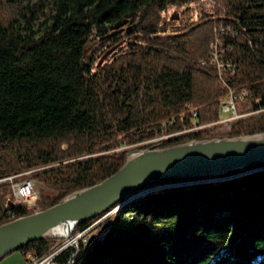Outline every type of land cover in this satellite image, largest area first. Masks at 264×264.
I'll return each instance as SVG.
<instances>
[{
    "label": "trees",
    "instance_id": "16d2710c",
    "mask_svg": "<svg viewBox=\"0 0 264 264\" xmlns=\"http://www.w3.org/2000/svg\"><path fill=\"white\" fill-rule=\"evenodd\" d=\"M201 2L213 4L212 16L163 35L176 23L170 5ZM21 3L13 18L9 7ZM124 23L126 32L109 37ZM128 35L129 46L99 70L83 64L89 41L108 36L109 46ZM231 99L242 117L229 136L264 133V0H0V225L103 182L131 151L203 140L200 129L219 124ZM30 172L40 188L35 207L15 203L3 183ZM220 177L227 181L214 182ZM220 177L141 188L112 209L125 205L130 214L114 234L56 263L264 264V164ZM173 184L181 186L135 196ZM58 241L13 254L30 264Z\"/></svg>",
    "mask_w": 264,
    "mask_h": 264
},
{
    "label": "water",
    "instance_id": "95a60500",
    "mask_svg": "<svg viewBox=\"0 0 264 264\" xmlns=\"http://www.w3.org/2000/svg\"><path fill=\"white\" fill-rule=\"evenodd\" d=\"M257 164H264V133L132 151L124 166L103 182L77 191L47 210L0 225V262L33 242L62 238L54 234L59 229L74 232L157 181L222 176ZM8 205L11 209L16 206L12 201Z\"/></svg>",
    "mask_w": 264,
    "mask_h": 264
},
{
    "label": "rangeland",
    "instance_id": "374dc122",
    "mask_svg": "<svg viewBox=\"0 0 264 264\" xmlns=\"http://www.w3.org/2000/svg\"><path fill=\"white\" fill-rule=\"evenodd\" d=\"M35 1H37V0H35ZM23 5H24V3L15 4V5L10 6L9 11H8L9 14L13 18L19 19L20 10H21ZM213 12H214V7H213V4L210 2H201L197 5L192 6V7H187V8H183V9H181L177 6H174V5H170V7H169V19L170 20L175 19L174 22H176V23L173 26H171V28L169 29V31L167 33H165L163 35L167 36V35H176V34L183 33L184 31L182 30V28L186 22L198 21L201 16H212ZM177 18H179V19H177ZM119 28L120 27L115 28V30H112L109 34V37L112 36L113 34H115V32H120V33L126 32L129 28V23H124L123 26L120 29ZM109 37L108 36H103V37L97 36L94 40L89 41L87 43V45L85 46L83 64L91 67V69L93 71H97L101 67H103L105 64H107L109 61H111V59L114 57L115 54L121 52L122 49L127 48L129 46V44L133 41V35H130V36L128 35V36H125L120 42L108 46V45H105L104 43L107 41V39ZM138 41H140V40H138ZM245 116L247 118V115H245ZM241 117L242 116H239L237 114L236 107L234 108L233 111H231V113H223V120L219 124L214 125L212 127H209L206 131L207 134H206V132L204 133V136L206 137L204 139L229 136V134L231 133V131H229V129H231L232 124H233L232 121H234L233 118L238 120ZM206 135H208V136H206ZM146 149H148V148H146ZM136 150H138V149H136ZM139 150H142V149H139ZM260 170H262V169H257V170H253V171H246L243 173L233 175L231 177L229 176V178H235L236 180H239L243 177H246V176L252 174L253 172H258ZM23 175H28V177H30V178L32 177L31 172L23 174ZM225 181H227V180L224 178L214 180V182H219V183H224ZM3 183L9 184L8 181H6V180ZM191 183H196V182H191ZM188 184H190V183H188ZM181 185L188 186L187 183H183ZM181 185L180 184H173V185H165V186L155 187V188L147 189L146 191L142 192L141 194H137L135 196H137V197L139 196L140 197L139 199H141L142 197H145V196L148 197L149 195H154V194H157L161 191H167V190H171L174 188H178ZM35 187H36V192H37V199L31 207L36 206V202L39 198L40 188L38 185H35ZM18 204H21V203H18ZM23 204L27 205L26 203H23ZM124 208H125V205L120 206V207L112 210L102 220H100L94 224V225H96L94 227V229H96V227H98V229H99V231H98L99 234L97 235L95 241L101 240L105 237L103 235V231L106 228L107 229L105 230V232L108 230L107 233L113 232V234H114V232H115L114 228H116L118 225H121L119 223L120 217H122V218H128L129 217L130 214L127 213ZM107 219L109 220L108 222H106ZM103 222H104V224H103ZM100 229H103V230H100ZM77 237H78V231L75 230L67 238L62 237L60 239H55V240H59V241L55 244L51 254H54L55 252L63 250L65 247L66 248L64 249L65 251H63V253L66 252L67 250L78 251L79 249H73L74 244H72L70 241L71 239H72V241L73 240L75 241V239ZM87 237H89V236H87L85 234L83 238H87ZM55 261H56V259H55Z\"/></svg>",
    "mask_w": 264,
    "mask_h": 264
},
{
    "label": "built area",
    "instance_id": "2783aa9c",
    "mask_svg": "<svg viewBox=\"0 0 264 264\" xmlns=\"http://www.w3.org/2000/svg\"><path fill=\"white\" fill-rule=\"evenodd\" d=\"M234 108H235L234 101L231 99L225 103V105L222 108V111L223 113H231V111H233ZM233 119L234 121H232V123L236 121L235 118ZM208 128L209 127H203L200 130H203L205 133ZM229 131H231V129H229ZM160 141H162V139L157 140V142H160ZM230 179H233V178H230ZM6 181H8L10 185V189L12 191V195H13L15 203H21V204L26 203L27 206L29 207H31L35 203L37 199L36 187H35L34 181L30 177H28V175H20L18 177L9 178ZM95 226L96 225H93L85 231L78 232V237L75 239V241L74 240L72 241V239L70 240L71 243L74 244L73 249L80 250L82 247L83 249L86 250V249H89L95 242L100 241V240L95 241L97 235L99 234L98 233L99 229L98 227L94 229ZM100 230H103V229H100ZM105 230L103 231L104 236L111 234V233H107L108 230L106 232ZM85 234L89 237L83 238ZM64 249L58 252H55L54 254L50 253L49 255H46L40 259H36L35 257H32V256H29L27 259L30 261V264H58L56 263L55 259L59 255H61L63 251H65ZM68 264H71V262H69Z\"/></svg>",
    "mask_w": 264,
    "mask_h": 264
},
{
    "label": "crops",
    "instance_id": "0c3cea01",
    "mask_svg": "<svg viewBox=\"0 0 264 264\" xmlns=\"http://www.w3.org/2000/svg\"><path fill=\"white\" fill-rule=\"evenodd\" d=\"M0 264H25V259L21 254L16 253L7 257Z\"/></svg>",
    "mask_w": 264,
    "mask_h": 264
},
{
    "label": "bare ground",
    "instance_id": "6f19581e",
    "mask_svg": "<svg viewBox=\"0 0 264 264\" xmlns=\"http://www.w3.org/2000/svg\"><path fill=\"white\" fill-rule=\"evenodd\" d=\"M221 131V130H220ZM255 173V172H254ZM220 177V176H219ZM221 178V177H220ZM201 180V179H200ZM197 182V181H196ZM68 233H71V230L59 229L54 234L61 237H68Z\"/></svg>",
    "mask_w": 264,
    "mask_h": 264
}]
</instances>
